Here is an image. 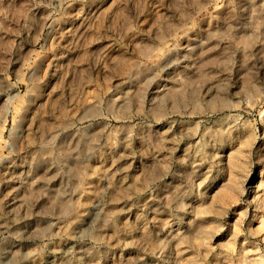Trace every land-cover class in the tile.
<instances>
[{
  "label": "rangeland",
  "instance_id": "374dc122",
  "mask_svg": "<svg viewBox=\"0 0 264 264\" xmlns=\"http://www.w3.org/2000/svg\"><path fill=\"white\" fill-rule=\"evenodd\" d=\"M0 264H264V0H0Z\"/></svg>",
  "mask_w": 264,
  "mask_h": 264
}]
</instances>
